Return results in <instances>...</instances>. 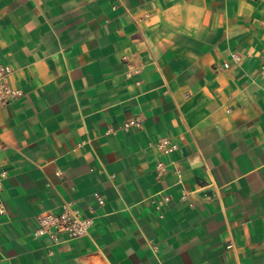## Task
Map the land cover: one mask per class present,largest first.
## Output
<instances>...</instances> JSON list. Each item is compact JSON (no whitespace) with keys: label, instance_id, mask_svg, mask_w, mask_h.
Instances as JSON below:
<instances>
[{"label":"crops","instance_id":"0c3cea01","mask_svg":"<svg viewBox=\"0 0 264 264\" xmlns=\"http://www.w3.org/2000/svg\"><path fill=\"white\" fill-rule=\"evenodd\" d=\"M262 49L264 0H0V264H264Z\"/></svg>","mask_w":264,"mask_h":264},{"label":"built area","instance_id":"2783aa9c","mask_svg":"<svg viewBox=\"0 0 264 264\" xmlns=\"http://www.w3.org/2000/svg\"><path fill=\"white\" fill-rule=\"evenodd\" d=\"M259 57V71L264 73V49L261 50ZM231 58L234 62H237L240 57L237 53H231ZM228 66V62L224 63L225 68ZM10 72L11 68L9 65L0 64V105L8 104L21 94L19 89L7 83V76ZM136 125H138V119H128L123 123L125 129ZM157 145L164 152L176 148V144L169 142L168 139H162ZM36 221L37 228L34 231V235L46 234L55 242L87 236L90 226V219L83 217L72 201H65L62 204L61 211L51 209L40 212L36 215Z\"/></svg>","mask_w":264,"mask_h":264}]
</instances>
